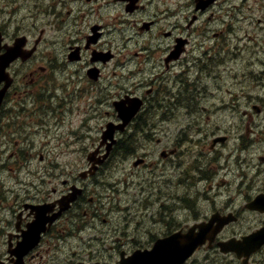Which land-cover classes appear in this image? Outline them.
<instances>
[{"label":"flooded vegetation","instance_id":"obj_1","mask_svg":"<svg viewBox=\"0 0 264 264\" xmlns=\"http://www.w3.org/2000/svg\"><path fill=\"white\" fill-rule=\"evenodd\" d=\"M0 45V264H141L216 212L238 221L185 264H264L220 247L264 238V91L241 80L264 75V0H0ZM112 123L105 162L63 161L53 139L100 155Z\"/></svg>","mask_w":264,"mask_h":264},{"label":"water","instance_id":"obj_2","mask_svg":"<svg viewBox=\"0 0 264 264\" xmlns=\"http://www.w3.org/2000/svg\"><path fill=\"white\" fill-rule=\"evenodd\" d=\"M206 229L209 228H205L204 230ZM205 234L206 231H203L196 237H193L191 240H187L185 242H182L181 244L178 243V245L176 246L175 264H178L180 261H183L196 248V246L199 245L205 239Z\"/></svg>","mask_w":264,"mask_h":264},{"label":"rangeland","instance_id":"obj_3","mask_svg":"<svg viewBox=\"0 0 264 264\" xmlns=\"http://www.w3.org/2000/svg\"><path fill=\"white\" fill-rule=\"evenodd\" d=\"M252 28V27H251ZM230 81V80H229ZM258 91L255 92V94H257ZM229 121L231 122L232 121V118L229 117ZM76 123H78L79 121L78 120H75ZM264 152V151H263Z\"/></svg>","mask_w":264,"mask_h":264}]
</instances>
